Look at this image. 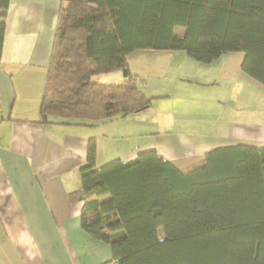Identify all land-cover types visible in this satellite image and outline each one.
<instances>
[{"label":"trees","instance_id":"trees-1","mask_svg":"<svg viewBox=\"0 0 264 264\" xmlns=\"http://www.w3.org/2000/svg\"><path fill=\"white\" fill-rule=\"evenodd\" d=\"M9 1L0 0V59ZM61 1L43 122L94 125L149 108L157 96L131 68L136 49L183 50L204 63L243 51L242 70L264 85V0ZM116 70L120 81L92 79ZM80 173L71 198L114 264H264V146H219L184 167L156 148L98 165L90 137Z\"/></svg>","mask_w":264,"mask_h":264},{"label":"crops","instance_id":"crops-1","mask_svg":"<svg viewBox=\"0 0 264 264\" xmlns=\"http://www.w3.org/2000/svg\"><path fill=\"white\" fill-rule=\"evenodd\" d=\"M61 5V0H10L7 9L0 59V264H114L110 245L83 229V202L70 195L81 186L80 168L87 159L90 137L96 138L98 165L103 157L130 160L141 149L156 148L184 167L199 162L213 148L241 141L234 133L240 125L231 120L226 121L232 126L229 134L224 130L223 135L188 131L192 117L216 113L220 117L224 109L218 96L212 107L176 108V118H165L164 123L156 113L172 100H163L152 91L145 92L159 97L152 103L161 104L157 110L151 105L94 125L41 121L40 102ZM149 50L155 49H136L129 56ZM162 51L169 56H163L164 61L154 60L156 66L166 62L174 66V91L167 96L194 83L200 87L219 85V79L212 81L213 77L202 71L210 65L223 64L222 80L246 75L240 57L226 56L223 63V53L204 63L183 50ZM141 57L146 62L152 58ZM134 72L140 74L138 69ZM182 73L184 78L177 75ZM196 77L203 81H194ZM179 94L176 97L180 98ZM185 100L182 98L181 106ZM121 134L129 139V146L116 151L115 138ZM103 141H107L104 147ZM104 152L107 155H102Z\"/></svg>","mask_w":264,"mask_h":264},{"label":"rangeland","instance_id":"rangeland-1","mask_svg":"<svg viewBox=\"0 0 264 264\" xmlns=\"http://www.w3.org/2000/svg\"><path fill=\"white\" fill-rule=\"evenodd\" d=\"M184 29L185 28L183 26H178L176 27L175 32L177 34H182L184 32ZM143 54H145V56L152 57L148 60L149 62H146L147 60L141 57ZM224 54L225 55L222 54L223 57L221 58L223 60V63L226 56L229 58L231 56L240 57V62L244 57L243 51H231ZM163 56L169 55L162 50H149L136 51L129 56L131 66L133 67L134 71L138 69L140 75L148 81L147 86L144 88L148 89L145 91L148 94H150V91H152L159 96L162 95V97H160L163 98V100H172L170 101V103H164L162 106L163 109H159L156 113L159 116L160 120L163 121V123L165 121V118H176V108L186 107L187 109L191 108L192 110H197L199 108H202L201 106H203V108L207 106L212 107L214 106L213 100L218 96V99L221 98V101H223L222 107L224 109V112L220 113V117L219 113L216 112V114H213V117H209L210 115H198V118L192 117L188 120L190 124V127L187 128L188 131H201V133L208 135H223L222 133L224 130L225 134H229L232 126L231 128H229L230 124H228V122L226 121L231 120L232 122H234V125H240V127L237 126L234 131V133L237 132L236 135L239 137V139H241L240 143L237 144L264 146V85H262L259 81H257L247 73L243 78H238V76H231L228 78H224L225 80H222L224 76L221 75L220 71L223 64L220 67L218 64H216L210 65L209 67L204 68L202 71L205 72L204 75H208L207 77H213L210 78L212 81H214L213 79H219V85L213 84L200 87V85L194 83L192 85H189V87L186 89L177 88L176 95L180 93V98L176 97V95H174V92H170L173 93L170 96H175L174 99V97L167 96V93H169V91H174L173 89H171L173 88L171 87V80L175 78V76H172L171 74L174 69L173 63L166 62L158 64L156 66L154 62V60L157 61L159 59H162ZM143 59H145L146 61ZM161 61H164V59H162ZM230 61L233 62L234 60L230 59ZM142 62H144V64H142ZM141 72L143 73L141 74ZM177 75L180 76V78L185 77L183 73ZM122 78L123 76L120 70L97 73L92 76V79L94 81L99 82H117ZM199 78L196 77L194 81H203ZM158 98L159 97H155L154 100ZM182 98L186 99L185 101H183L185 103L183 104V106H181ZM159 105L161 104H153L152 108L157 110ZM224 116L226 117V119L224 118ZM68 120L74 121L77 120V118H68ZM163 129L166 128L163 127ZM169 129H172V127H170ZM128 140L129 139L125 136H122V134L117 135L114 142V144L116 145V151L122 150L124 147L126 149V146H129L127 144ZM106 142L107 141H103L101 143V146L104 147ZM135 143L136 142L133 141L131 144L133 145ZM102 155L107 154L104 152ZM109 159L110 158L108 157L101 158L99 162L100 165L106 163L107 161H109ZM196 161L198 162V159ZM159 233L161 236L163 235V229L161 227L159 229Z\"/></svg>","mask_w":264,"mask_h":264}]
</instances>
